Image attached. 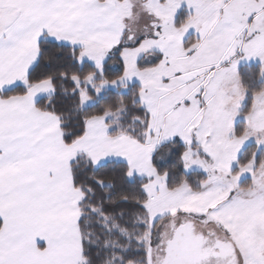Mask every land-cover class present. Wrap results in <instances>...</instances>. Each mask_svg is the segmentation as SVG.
Instances as JSON below:
<instances>
[{
	"label": "snow or ice",
	"instance_id": "1",
	"mask_svg": "<svg viewBox=\"0 0 264 264\" xmlns=\"http://www.w3.org/2000/svg\"><path fill=\"white\" fill-rule=\"evenodd\" d=\"M0 264H264V0H0Z\"/></svg>",
	"mask_w": 264,
	"mask_h": 264
}]
</instances>
